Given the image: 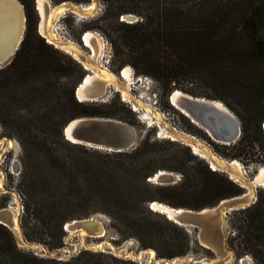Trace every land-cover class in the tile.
<instances>
[{
  "label": "trees",
  "instance_id": "16d2710c",
  "mask_svg": "<svg viewBox=\"0 0 264 264\" xmlns=\"http://www.w3.org/2000/svg\"><path fill=\"white\" fill-rule=\"evenodd\" d=\"M24 7L23 40L9 64L0 68V121L17 130L23 158L21 225L60 248L65 224L97 214L109 216L145 248L161 245V257L183 255L188 238L177 225L153 212L149 203L184 186L156 188L149 179L162 170L185 168L180 147L145 138L133 150L107 152L66 141L62 128L81 117L116 119L112 112L87 106L75 97L86 76L80 64L63 55L35 32L33 0ZM110 25L116 41L112 48L121 64L155 79L163 88L180 82L201 83L211 89V100H229L260 130L264 122V0H119ZM125 14L139 16L134 23L119 22ZM185 155L195 160L189 150ZM178 152V153H177ZM185 182L193 190L192 210L213 208L242 194L239 186L210 171L188 168ZM236 183V182H235ZM168 196V195H167ZM165 198L164 201H168ZM170 203V202H167ZM176 205V204H172ZM140 210V211H139ZM158 217L177 231L168 237L139 215ZM237 237L257 259L264 249V206L244 210ZM236 238V237H235ZM10 231L0 224V264H28Z\"/></svg>",
  "mask_w": 264,
  "mask_h": 264
},
{
  "label": "rangeland",
  "instance_id": "374dc122",
  "mask_svg": "<svg viewBox=\"0 0 264 264\" xmlns=\"http://www.w3.org/2000/svg\"><path fill=\"white\" fill-rule=\"evenodd\" d=\"M63 2H69L82 7L91 4L92 0H49L52 7ZM95 2L97 4V8L92 15L86 18H81L71 12H67L55 21L54 29L57 30L58 33L66 35V39L69 38L75 42L85 53H88L89 51L83 46L81 41L82 34L86 31L97 32L102 38H104V40L108 41V44L111 47L112 61L109 68L111 72L118 76V72H120V70L127 67L132 68L129 64L120 63L119 58L114 56L111 44L113 41H116V37L115 33L110 30V25L114 24L116 20L117 9L120 2L119 0H95ZM32 5L33 17L35 20V32L38 36L43 38L40 35L41 33L38 31L40 15L37 10L36 0H33ZM128 15L137 19L139 18L136 14H125V16L123 15L124 23L130 22L126 18ZM117 19L121 22L120 16ZM44 42L47 43L45 39ZM51 46L63 55L69 57L71 60H75V58L70 54L56 48L54 45ZM105 60L106 58L104 56L99 62L103 64ZM74 62L77 64L79 63L76 60ZM80 66H82L81 68L86 75L89 74V72L84 69L82 64H80ZM133 72L134 77L145 76L152 80L153 86L150 88L148 93L150 94L151 92L156 94L157 103L154 105L152 102L153 98L148 99V93L142 94L145 83L138 86L137 89H132V96H144L143 100L138 97L137 98L145 104L152 105L153 108L160 111L171 127L194 135L199 140L204 142L205 146L215 153V155L221 157L225 161L231 162L233 160H237L240 162L248 180H252L259 171L264 170V131L262 129V125H260V130H258L252 121L247 120V117L241 112L240 107L230 103L229 100L223 101L216 99V101L221 102L237 119L240 130L239 137L234 143L228 145L216 143L212 141L204 131L199 129L191 123L189 119L173 108L169 100L170 95L174 90H179L194 97H204L210 99L207 97L212 94L210 88L205 87L201 83H189L185 81L180 82L177 86L171 84L170 86L163 88V86L152 77L138 74L134 69ZM106 93L107 96H109V99L105 103L95 101L83 102H86L85 105L87 106L97 107L108 112L110 111L116 115L117 120H121L134 126L139 132L138 144L147 138L152 142L162 144L159 149H162L167 153L172 152V149L168 144H175L180 147L178 150L179 156H181V158L185 161L186 166L181 169L182 173L178 171L162 170L173 176V182L170 184L159 185L151 182L149 179V184L156 188H171L173 186H179L184 182V186L172 191L170 195L167 194L168 196L166 195L163 197L164 193H161L157 189L152 190L149 195L154 197L157 202L170 207L191 209L190 206L193 204L194 193L189 187L188 182H185L186 177H183L182 174L186 175L188 168L191 167L201 172L202 164H205L212 172L213 170L207 160L196 154L187 144L181 141H171L170 139L160 137L158 134V128L143 121L142 111L134 110L133 107L132 110L128 103L121 101V94L118 92H112V94H110V92L106 89L104 93L101 94L100 98H102ZM17 134V130H11L9 127H5L0 121V175L2 174L4 177V192L0 194V209H8L14 206V202H18L19 211L17 218L20 230L19 236L14 230L12 231L7 227L6 228L12 234L17 248L21 252L28 255V261L30 262L28 264H182L183 260H186V264H201L202 262L207 263L214 260H216L215 264H264V249H262V254L255 259L248 251L249 249L243 247L244 243L242 242V237H237V227L241 226V219L239 218L242 217V215H235L234 211L223 215V221H226L227 226L221 238L222 246L219 244L221 249L219 254L212 248L203 246L201 242L202 239L213 240L215 235L212 232L206 234L205 236H201L198 230L190 228L183 229L178 227L181 228L189 241L186 253L172 257L158 256L157 252H164L161 245H155L148 248L143 247L141 241H139L137 237L133 236V230L121 227L117 222H113L109 216L104 214L94 215L95 221H93L92 224V228L94 230H103L104 234L102 237L96 238L89 233L84 238H81L80 235H78V229L74 230L73 228L68 227L67 230H65L66 228L64 226V236L61 239V247L52 250L49 249L53 241L46 235V231H43L41 235H35V233L32 232V227H27L30 229H25L21 225V218L23 215V195L21 188L23 153ZM9 142H12L11 148L9 146ZM184 149L189 150L190 154L196 159L192 160L188 158L185 155ZM15 162L17 164H15ZM215 172L220 176L226 177L231 182L234 181L226 172L219 170ZM233 183L239 186L238 183ZM240 188L242 193L247 192L246 188ZM252 197V204L250 206L258 202L264 206V182L261 185H255L253 187ZM165 198H168V201H164ZM139 217L147 224L154 225L159 228L170 238L178 234L176 230L165 224L163 220L158 217L148 216L142 213ZM164 218L166 217L164 216ZM18 238L22 240L23 244L19 242ZM149 250L154 252V257L152 259L146 253ZM175 261L176 263H174Z\"/></svg>",
  "mask_w": 264,
  "mask_h": 264
},
{
  "label": "water",
  "instance_id": "95a60500",
  "mask_svg": "<svg viewBox=\"0 0 264 264\" xmlns=\"http://www.w3.org/2000/svg\"><path fill=\"white\" fill-rule=\"evenodd\" d=\"M126 18L130 21L129 23L137 21V18L132 16ZM25 28L26 17L21 2L19 0H0V68L9 64L14 57L23 40ZM84 78L77 85L74 92L79 102H82L80 101L82 99L78 96V90L82 83H84ZM100 97L101 95H96L92 96L91 99L96 101ZM180 104L197 122L203 127L208 128L212 132V136L217 140L228 144L237 141L240 134L239 122L232 114L227 113L212 103L197 99L192 100L182 97ZM230 124L234 127V134L230 132L232 130ZM263 125L264 122L262 124L264 131ZM62 135L66 141L72 144L115 153L135 149L139 140V132L134 126L121 120L102 117H81L73 119L62 128ZM150 181L159 185L170 184L173 182V176L171 174H159L158 172L157 175L155 174L153 176V180ZM154 202L157 201L149 203V207L153 212L164 215L168 221L178 227L198 230L201 236L212 232L215 235L214 239L221 246V238L227 224L225 221V226L221 227L218 224V220L222 218L223 214L244 210L252 204L247 196H245V193L224 199L213 208H204L201 210L174 207H171V209H163L159 206L156 207ZM93 221H95L94 216L82 220H73L65 224V230L68 227L74 230L80 229L93 223ZM0 224L12 230L13 219L12 215L7 211V208L0 209ZM18 240L23 244L21 239L18 238Z\"/></svg>",
  "mask_w": 264,
  "mask_h": 264
},
{
  "label": "bare ground",
  "instance_id": "6f19581e",
  "mask_svg": "<svg viewBox=\"0 0 264 264\" xmlns=\"http://www.w3.org/2000/svg\"><path fill=\"white\" fill-rule=\"evenodd\" d=\"M37 10L40 15L39 21V32L41 35L47 39V41L54 45L56 48L70 54L83 65L84 69L89 72L84 78V83H82L80 89L78 90V96L80 101H93L91 99L92 96L101 95L108 88L113 89L115 92L121 94V97L126 103H129L134 110L142 111V119L145 122H148L149 125H154L159 130V136L165 139H170L172 141H181L187 144L196 154L200 155L203 159L207 160L210 166L215 171H222L229 174L230 178L234 180V182L238 183L241 187L247 189L245 196L252 201L253 199V187L255 185H261L264 182V170L258 172L255 175V178L252 180H248L246 178L245 172L240 162L237 160H233L231 162H227L221 157L215 155L209 148H207L201 140H199L194 135L189 133H185L183 131H179L173 127H171L164 115L158 111L156 108H153L152 105L145 104L143 101L138 99L137 97L132 96L131 94V80H132V68L127 67L124 68L121 73H118V76L111 72L110 70L105 69L100 61V58L103 54V43L96 32L86 31L82 34L83 39H81L83 46L88 49V53H85L75 42L64 38L57 30L54 29V23L67 12H71L81 18H86L92 15L96 8L97 4L95 0H92V3L87 6H77L72 3L63 2L57 6H51L49 0H36ZM131 16V15H128ZM82 38V37H81ZM134 87L140 86V83L133 85ZM189 98L192 100H199L203 102H209L220 109L226 111L231 114V112L219 101L210 100L204 97H194L188 94H185L179 90H174L170 95V104L173 108H175L180 114L190 120L195 126L204 131L212 141L220 144L228 143L217 140L212 136V132L203 127L199 122H197L189 112L180 104V99ZM99 99V98H98ZM97 99V100H98ZM232 130L230 132L234 134L235 130L233 129V125H231ZM264 126V125H263ZM264 128V127H263ZM231 144V143H230ZM10 148L12 147V142H9ZM17 162V161H16ZM15 162V164H17ZM16 169V165H15ZM1 173V172H0ZM159 174H170L165 171H159ZM157 175V174H156ZM3 180L4 177L0 175V193L4 192L3 188ZM150 180H153L151 178ZM156 207H160L163 209H171V207L159 203L154 202ZM160 204V205H159ZM7 211L12 215L13 225L12 230L19 236L20 230L18 227V218L17 214L19 211L18 202H14V206L7 209ZM224 215V214H223ZM222 218L218 220V224L220 226H224L225 222ZM92 224L81 227L77 231L79 232L81 238H84L89 233L92 234L93 237L100 238L103 236V230H94L92 228ZM96 224V223H95ZM97 225V224H96ZM74 233V232H73ZM203 246L210 247L215 250L218 254L220 253L219 243L216 240H204L202 239ZM143 252V251H142ZM149 257L152 259L154 257V252L149 250L146 252ZM217 254V255H218ZM215 261L202 262L201 264H215ZM188 262V261H187ZM190 262V260H189ZM176 263V261L174 262ZM186 264V260L182 261V264ZM199 263V262H198ZM168 264V263H166ZM200 264V263H199Z\"/></svg>",
  "mask_w": 264,
  "mask_h": 264
},
{
  "label": "built area",
  "instance_id": "2783aa9c",
  "mask_svg": "<svg viewBox=\"0 0 264 264\" xmlns=\"http://www.w3.org/2000/svg\"><path fill=\"white\" fill-rule=\"evenodd\" d=\"M80 19V18H79ZM121 21H124V19H123V16H121ZM39 31V30H38ZM97 33V32H96ZM40 34V33H39ZM63 34V33H62ZM61 34V35H62ZM98 34V33H97ZM41 35V34H40ZM99 35V34H98ZM42 36V35H41ZM63 37H65L66 38V35H62ZM43 37V36H42ZM99 37H100V39H101V41H102V43H103V54H102V56H101V58H100V60L102 59V57H104L105 56V58H106V60L103 62V64H101L105 69H107V70H110V63H111V61H112V53H111V47H110V45L108 44V41L107 40H104V38H102L100 35H99ZM44 38V37H43ZM45 40H46V42L48 43V44H50L48 41H47V39L46 38H44ZM68 40H70L69 38H67ZM81 39H83V36H82V38ZM72 41V40H71ZM52 45V44H51ZM111 71V70H110ZM123 71V69L122 70H120V72H118V73H121ZM147 81H149V82H147ZM140 83V86L142 85V84H144L145 83V86H144V90H143V93L142 94H146V93H148V91H150V88L153 86V83H152V80H150V78H148V77H145V76H138V77H134V72H133V69H132V80H131V87H132V89H137L138 87H134L133 85L134 84H137V83ZM107 91H109L110 92V94H112V92H114V93H116L114 90H111V88H108L107 89ZM133 91V90H132ZM142 92V91H141ZM150 95V96H149ZM148 99L149 98H153V104L154 105H156V94L155 93H151L150 92V94L148 93ZM136 97H138V98H140V99H144V96H142V95H137ZM108 99H109V96H107V93L102 97V98H100L99 100H97V101H95V102H101V103H105V102H107L108 101ZM121 99V101L122 102H125L124 100H123V98L121 97L120 98ZM126 103V102H125ZM129 104V103H128ZM130 105V104H129ZM130 107H131V105H130ZM131 109L133 110V108L131 107ZM168 139V138H167ZM172 141V140H171ZM211 169L213 170V168L211 167ZM214 171V170H213Z\"/></svg>",
  "mask_w": 264,
  "mask_h": 264
},
{
  "label": "flooded vegetation",
  "instance_id": "af4514ba",
  "mask_svg": "<svg viewBox=\"0 0 264 264\" xmlns=\"http://www.w3.org/2000/svg\"><path fill=\"white\" fill-rule=\"evenodd\" d=\"M1 194V193H0Z\"/></svg>",
  "mask_w": 264,
  "mask_h": 264
}]
</instances>
